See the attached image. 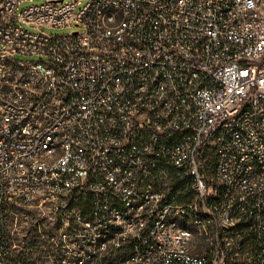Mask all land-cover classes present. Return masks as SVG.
Masks as SVG:
<instances>
[{
  "label": "built area",
  "instance_id": "obj_1",
  "mask_svg": "<svg viewBox=\"0 0 264 264\" xmlns=\"http://www.w3.org/2000/svg\"><path fill=\"white\" fill-rule=\"evenodd\" d=\"M22 1L0 0V258L264 264V0Z\"/></svg>",
  "mask_w": 264,
  "mask_h": 264
},
{
  "label": "rangeland",
  "instance_id": "obj_2",
  "mask_svg": "<svg viewBox=\"0 0 264 264\" xmlns=\"http://www.w3.org/2000/svg\"><path fill=\"white\" fill-rule=\"evenodd\" d=\"M87 1L88 0H77L76 1V10L78 11V9L81 8ZM41 2H42V0H24L18 6L17 14L19 15L20 12L22 11V9L29 6V5L38 4ZM16 23L18 24L20 22L17 21ZM71 23H74V22L72 21ZM25 27L31 31H34V32L43 31V32L49 33V34H68L75 29V27H73V26L53 27V26H46V25H38L37 28L36 27L34 28V27L29 26V25H25ZM0 264H30V261L26 257L17 256L15 254H13L9 257L0 258Z\"/></svg>",
  "mask_w": 264,
  "mask_h": 264
}]
</instances>
